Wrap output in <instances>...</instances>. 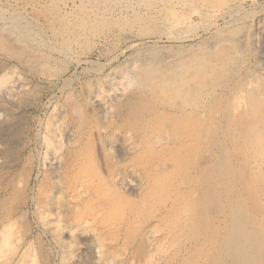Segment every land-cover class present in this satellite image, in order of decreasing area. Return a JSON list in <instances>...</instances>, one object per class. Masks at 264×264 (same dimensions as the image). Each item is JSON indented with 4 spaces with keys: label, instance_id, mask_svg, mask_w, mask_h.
Listing matches in <instances>:
<instances>
[{
    "label": "rangeland",
    "instance_id": "rangeland-1",
    "mask_svg": "<svg viewBox=\"0 0 264 264\" xmlns=\"http://www.w3.org/2000/svg\"><path fill=\"white\" fill-rule=\"evenodd\" d=\"M27 261L264 264V0H0V264Z\"/></svg>",
    "mask_w": 264,
    "mask_h": 264
},
{
    "label": "bare ground",
    "instance_id": "bare-ground-1",
    "mask_svg": "<svg viewBox=\"0 0 264 264\" xmlns=\"http://www.w3.org/2000/svg\"><path fill=\"white\" fill-rule=\"evenodd\" d=\"M169 4H170V3H169ZM172 23H173V22H172ZM186 23H187V22H186ZM222 59H223V58H222ZM217 61H218V60H217ZM203 70H204V69H203ZM204 71H205V70H204ZM155 74H157V73H155ZM151 77H152V76H151ZM14 84H15V83H14ZM9 88H10V87H9ZM116 89H117V88H116ZM118 89H121V88L118 87ZM116 91H117V90H116ZM122 91H124V90L122 89ZM103 102H104V101H103ZM222 168H223V167H222ZM254 202H255V201H254ZM252 204H253V203H252ZM245 212H246V211H245ZM237 217H238V215H237ZM239 218H240V217H239ZM244 221H245V219H244ZM244 221H243V222H244ZM248 221H249V220H248ZM238 225H239V224H238ZM245 227H246V226H245ZM246 228H247V227H246ZM238 229H239V228H238ZM240 232H241V231H240ZM250 232H251V231H250ZM236 233H237V232H236ZM243 233H244V232H243ZM240 234H241V233H240ZM249 234H250V233H248V234L246 233V235H248V236H249ZM225 236H226V235H225ZM240 237H241V236H240ZM237 238H238V237H237ZM243 238H244V237H243ZM243 238H242V239H243ZM249 238H250V236H249ZM247 240H248V239H247ZM244 244H245V243H244ZM251 245H253V244H251ZM247 247H248V246H247ZM250 247H251V246H250ZM253 247H255V246H253ZM233 248L235 249V247H233ZM238 248H239V247H238ZM245 248H246V247H245ZM257 248H258V246H257ZM234 249H233V250H234ZM240 249H241V247H240ZM248 249H249V248H248ZM238 251H239V250H238ZM235 252H236V250H235ZM240 252H241V251H240ZM245 252H246V251H245ZM241 253H243V252H241ZM250 253H251V252H250ZM229 254H230V253H229ZM223 255H224V254H223ZM247 255H248V254H247ZM249 255H250V254H249ZM251 258H252V257H251ZM254 259H255V258H254ZM244 260H245V259H244ZM218 261H219V260H218ZM31 262L33 263V261H31ZM27 263H28V264H31V263L28 262V261H27ZM220 263H221V262H220Z\"/></svg>",
    "mask_w": 264,
    "mask_h": 264
}]
</instances>
